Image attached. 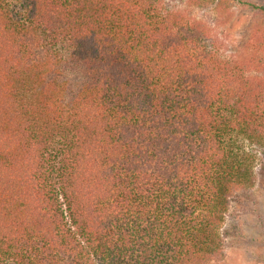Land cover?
Segmentation results:
<instances>
[{"label": "trees", "instance_id": "16d2710c", "mask_svg": "<svg viewBox=\"0 0 264 264\" xmlns=\"http://www.w3.org/2000/svg\"><path fill=\"white\" fill-rule=\"evenodd\" d=\"M201 1L0 0V264L222 261L264 154V5L235 0L239 59Z\"/></svg>", "mask_w": 264, "mask_h": 264}, {"label": "rangeland", "instance_id": "374dc122", "mask_svg": "<svg viewBox=\"0 0 264 264\" xmlns=\"http://www.w3.org/2000/svg\"><path fill=\"white\" fill-rule=\"evenodd\" d=\"M215 1L186 5L211 29L220 45V53L241 59L258 16L237 5L235 0H226L228 2L220 7L215 6ZM242 1L264 5V0ZM248 150L256 155L255 186L244 196L234 198L230 205L224 257L217 264H264V154L254 148L248 147Z\"/></svg>", "mask_w": 264, "mask_h": 264}]
</instances>
